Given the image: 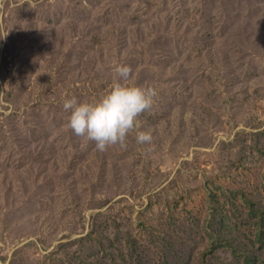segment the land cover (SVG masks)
I'll return each instance as SVG.
<instances>
[{
    "label": "rangeland",
    "instance_id": "obj_1",
    "mask_svg": "<svg viewBox=\"0 0 264 264\" xmlns=\"http://www.w3.org/2000/svg\"><path fill=\"white\" fill-rule=\"evenodd\" d=\"M121 65L101 151L63 102ZM0 264H264V0H0Z\"/></svg>",
    "mask_w": 264,
    "mask_h": 264
},
{
    "label": "clouds",
    "instance_id": "obj_2",
    "mask_svg": "<svg viewBox=\"0 0 264 264\" xmlns=\"http://www.w3.org/2000/svg\"><path fill=\"white\" fill-rule=\"evenodd\" d=\"M116 72L120 79L101 97L78 101L73 96L63 102V108L69 111L70 129L77 136L95 141L101 151L117 144L126 147L128 135L141 127L140 114L152 106L157 94L151 85L128 83L130 66H118ZM136 140L141 144L150 143L152 135L149 131H137Z\"/></svg>",
    "mask_w": 264,
    "mask_h": 264
}]
</instances>
